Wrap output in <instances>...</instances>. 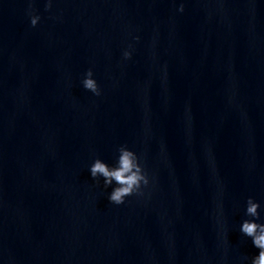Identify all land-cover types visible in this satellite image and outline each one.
Masks as SVG:
<instances>
[{
  "label": "water",
  "instance_id": "95a60500",
  "mask_svg": "<svg viewBox=\"0 0 264 264\" xmlns=\"http://www.w3.org/2000/svg\"><path fill=\"white\" fill-rule=\"evenodd\" d=\"M46 3L0 0V264H251L264 0ZM120 146L149 183L115 205Z\"/></svg>",
  "mask_w": 264,
  "mask_h": 264
},
{
  "label": "clouds",
  "instance_id": "9594fccd",
  "mask_svg": "<svg viewBox=\"0 0 264 264\" xmlns=\"http://www.w3.org/2000/svg\"><path fill=\"white\" fill-rule=\"evenodd\" d=\"M28 4L26 11L30 18V24L36 26L40 17L33 14L32 0H28ZM51 6L52 0H47L45 9L48 10ZM178 11H183L182 4ZM130 55L128 51L123 53L125 59L129 58ZM92 77L93 73L89 69L85 73L82 85L86 90L99 96L100 89ZM117 152L118 156L114 166H109L97 158L90 165L89 171L94 180L103 179L105 188L115 184L108 195V200L112 204L120 205L125 202L126 197L142 194V187L146 186L149 180L136 153L126 146H120ZM259 209L260 204L249 197L246 201L245 216L250 217V219L243 220L240 225V232L249 237L253 246L259 250V254L251 258V264H264V223L257 222L260 219Z\"/></svg>",
  "mask_w": 264,
  "mask_h": 264
}]
</instances>
